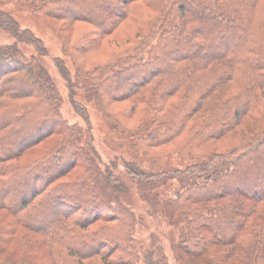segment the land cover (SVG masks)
I'll use <instances>...</instances> for the list:
<instances>
[{"label": "trees", "instance_id": "16d2710c", "mask_svg": "<svg viewBox=\"0 0 264 264\" xmlns=\"http://www.w3.org/2000/svg\"><path fill=\"white\" fill-rule=\"evenodd\" d=\"M42 18L73 67L52 58L72 108L95 109L179 190L165 210L188 264H264V0H0ZM0 264H170L137 244L127 182L85 146L37 56L42 38L0 9ZM93 137V135H92ZM254 190V193L250 191Z\"/></svg>", "mask_w": 264, "mask_h": 264}, {"label": "rangeland", "instance_id": "374dc122", "mask_svg": "<svg viewBox=\"0 0 264 264\" xmlns=\"http://www.w3.org/2000/svg\"><path fill=\"white\" fill-rule=\"evenodd\" d=\"M0 9L10 12L24 28L31 29L42 38L49 48L50 56H39L32 47L21 44L24 53L28 57L37 56L52 75L63 97L62 114L64 118L69 123L78 124L84 129L83 144L86 147L92 145L101 157L102 166L111 167L127 182L130 193L124 196V201L137 215L138 221L134 233L137 244L143 249L153 245L162 248L170 264H188L175 249L180 231L170 222L165 210V201L174 198L179 190L178 182L172 179L161 187H152L150 184L141 187L130 180L126 168V163L133 162L146 171L161 173L169 168L182 169L186 163L177 156L151 158L135 152L130 139L119 131L109 130L101 115L93 108L91 116L94 126L90 131L87 121L72 108L68 87L52 60V58L65 60L71 71L74 72L71 61L64 56L60 42L49 24L42 18H33L29 7L22 3L0 5ZM14 42V37L0 30V44L9 45ZM250 193L253 194L254 190ZM1 214L0 219L3 218Z\"/></svg>", "mask_w": 264, "mask_h": 264}]
</instances>
